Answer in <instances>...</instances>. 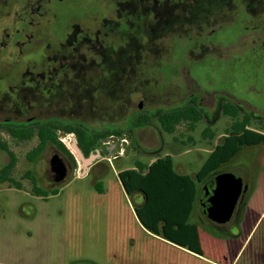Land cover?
Here are the masks:
<instances>
[{
	"label": "rangeland",
	"instance_id": "374dc122",
	"mask_svg": "<svg viewBox=\"0 0 264 264\" xmlns=\"http://www.w3.org/2000/svg\"><path fill=\"white\" fill-rule=\"evenodd\" d=\"M128 13L118 27L115 20ZM79 28L99 30L100 44L69 48L67 35ZM1 42L0 123L51 119L124 134L83 155L94 157L87 168L73 149L68 177L56 184L55 146L32 163L27 155L37 138L19 143L0 128V140L16 155L13 178L21 186H0V264H264V144L244 148L223 169L252 185L238 221L233 217L218 231L195 203L190 223L199 227L202 256L146 231L135 213L141 199L127 195L119 179L138 162L166 156L178 173L195 176L233 123L223 104L264 134V0H0ZM50 55L84 68L98 57V64L60 73L50 85ZM192 95L209 111L193 131L181 125L168 134L155 114L148 125L130 127L139 100L156 111ZM9 161L1 152L0 169ZM29 171L47 199L33 194Z\"/></svg>",
	"mask_w": 264,
	"mask_h": 264
},
{
	"label": "trees",
	"instance_id": "16d2710c",
	"mask_svg": "<svg viewBox=\"0 0 264 264\" xmlns=\"http://www.w3.org/2000/svg\"><path fill=\"white\" fill-rule=\"evenodd\" d=\"M223 113L230 117L233 123L227 129L222 143L213 148L202 169L195 176L178 173L170 156L159 158L150 165L138 162L135 169L119 173V179L127 195L137 196L141 199L135 207V213L143 228L169 243L200 256L204 254V251L199 227L190 223L195 203L201 204L204 188L214 177L226 173L223 171L225 166L244 148L264 144V134L250 128L251 119L249 116L244 115L243 120H239V110L229 104L223 107ZM201 120L202 114L192 106L163 112L158 116L160 126L168 134L175 133L177 127L181 125H187L193 131ZM150 122L151 118L148 116L136 117L131 121L130 127L141 128ZM4 128L19 143L37 138V146L27 155L28 160L32 163L49 145L55 146L75 162L74 156L60 143L59 133L75 134L77 145L85 156L100 148L102 140L124 134L119 129L107 128L92 131L77 124L50 120L8 124ZM206 132L213 138L210 130H206ZM1 152L7 153L10 161L0 169V186L9 183L21 189V186L13 178L17 158L5 140H0ZM26 177L33 181L35 196L44 199L49 197L48 191L36 186L32 171L27 172ZM51 194L57 195L58 191L52 190ZM240 205L242 207L234 214L237 221L241 217L244 202ZM200 206L203 219L216 229V224L204 215L202 205Z\"/></svg>",
	"mask_w": 264,
	"mask_h": 264
},
{
	"label": "flooded vegetation",
	"instance_id": "af4514ba",
	"mask_svg": "<svg viewBox=\"0 0 264 264\" xmlns=\"http://www.w3.org/2000/svg\"><path fill=\"white\" fill-rule=\"evenodd\" d=\"M65 1H68V0H52V3H54V2L61 3V2H65ZM33 14H35V15L36 14H40V8H38ZM128 16H129V13L126 14V15H123L122 17H119L117 20H115L117 22V26L121 27L122 25H124L122 23L125 22V18L128 17ZM133 25L134 24H131V26H133ZM214 33H216V29L213 30V35H214ZM212 36H210V39H211ZM7 38H9V36H7ZM67 38H68V41H69V44H68L69 48L73 49L74 51H78L79 49H82L86 45L91 46L94 49L100 44L99 30L87 31V30H84L82 28H79V30L74 32L73 34H68ZM5 45H6V42H1L0 43L1 47H5ZM96 58H98V57H96ZM96 58H94V60L92 59L93 61L91 63L88 62L86 64L85 68H84V66H83L84 63L83 62L81 63V67L80 66L78 67V66H76V64L72 63L65 56H60V57H56L55 56V57H53V56L50 55L49 58H48L49 67H48L47 72L45 74V78L48 81V83L51 85L53 80L60 76V73L66 75L68 71L72 73V72H74L76 70L82 71V69H85L87 71L88 70L93 71L94 69H96V68H94V65L98 64V62H97L98 59H96ZM83 61H84V59H83ZM197 98H198V96L192 95L191 98L188 101L184 102L181 105H178L176 107L169 108V109L160 108L159 110H156V111H151V110L147 109V106L144 105V100L141 99L138 102V105H137V108H136V112L134 113V115H132V117L130 119V124H131V121L134 118H136V117L148 116V117H150L152 119L153 118L152 117L153 114H155L154 117H156L157 120H158V116L161 113H163V112H167V111H171V110H175V109L186 108L188 106H192L195 109H197L202 114V120H203L204 119V115H206V113H209V111L207 112L206 108L203 107V102L199 98L198 99ZM215 103H216L215 104V108H217L218 107L217 100L215 101ZM225 105H227V104H223L221 106L222 107V111H223V107ZM50 121H57V120H51L50 119ZM57 122L64 123V122H62L60 120H58ZM69 123L77 124V125H80V126L84 127L82 124H79V123H76V122H69ZM8 124H10V123H8V122L7 123H0V128H4V126L8 125ZM11 124H20V123H11ZM109 129L114 130L116 128H109ZM111 137H113V136H111ZM54 148L56 149V151L59 153L60 156L61 155L65 156L56 147H54ZM62 159H63L64 163L66 164L67 169H68V173H69L70 170H71V162L73 163V161H71L69 158H68V161H66L63 157H62ZM50 174H51V176L53 178V181H54L55 174L52 173L51 170H50ZM240 180H241L242 188H244L245 184L248 183V180L244 179V178H241ZM216 226H217L216 229L219 230V231H222V232L226 228V227H224V225L216 224Z\"/></svg>",
	"mask_w": 264,
	"mask_h": 264
},
{
	"label": "water",
	"instance_id": "95a60500",
	"mask_svg": "<svg viewBox=\"0 0 264 264\" xmlns=\"http://www.w3.org/2000/svg\"><path fill=\"white\" fill-rule=\"evenodd\" d=\"M75 151L83 162L84 168L91 164L94 157L85 160L76 145ZM50 170L55 174V183L61 184L68 177V169L59 154L50 159ZM249 190L248 183L242 188L241 180L231 173L219 174L204 188L201 205L204 215L218 225L229 223L234 217L238 206L242 203Z\"/></svg>",
	"mask_w": 264,
	"mask_h": 264
},
{
	"label": "built area",
	"instance_id": "2783aa9c",
	"mask_svg": "<svg viewBox=\"0 0 264 264\" xmlns=\"http://www.w3.org/2000/svg\"><path fill=\"white\" fill-rule=\"evenodd\" d=\"M59 141L71 154L73 153V149L77 143L75 134H61Z\"/></svg>",
	"mask_w": 264,
	"mask_h": 264
},
{
	"label": "crops",
	"instance_id": "0c3cea01",
	"mask_svg": "<svg viewBox=\"0 0 264 264\" xmlns=\"http://www.w3.org/2000/svg\"><path fill=\"white\" fill-rule=\"evenodd\" d=\"M222 143V142H221ZM220 143V144H221ZM255 147H258V146H253V147H247V148H255ZM243 151V150H242ZM242 151L229 163V164H227L226 166H228V165H231L232 163H233V161L234 160H236V159H238L237 157H239L240 155H241V153H242ZM243 158H245L244 156H243ZM242 161V160H241ZM240 161V162H241ZM239 162H237V163H235V164H238ZM248 185H249V181H248ZM250 188L252 187V185H251V183H250ZM249 204V206H248V209H253L254 208V205L252 204V203H248ZM252 205V206H251ZM264 216V207H263V209L260 211V216H259V221L261 220L260 218H262ZM245 221H246V219H244V223H245ZM247 222V221H246ZM246 224V223H245ZM239 233H240V231H239Z\"/></svg>",
	"mask_w": 264,
	"mask_h": 264
}]
</instances>
